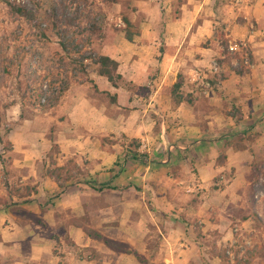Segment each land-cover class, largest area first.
<instances>
[{
    "label": "crops",
    "instance_id": "0c3cea01",
    "mask_svg": "<svg viewBox=\"0 0 264 264\" xmlns=\"http://www.w3.org/2000/svg\"><path fill=\"white\" fill-rule=\"evenodd\" d=\"M139 11V36L108 32L97 48L119 62L117 85L93 64L55 106L8 116L12 158L0 170L12 191H0L10 200L0 202V264H143L139 255L225 264L219 251L234 241L233 223L252 226L253 165L264 160V0H142ZM215 23L226 25L230 48L249 46L244 71L216 67ZM121 134L141 141L146 162L104 144ZM73 168L78 176L64 178Z\"/></svg>",
    "mask_w": 264,
    "mask_h": 264
},
{
    "label": "rangeland",
    "instance_id": "374dc122",
    "mask_svg": "<svg viewBox=\"0 0 264 264\" xmlns=\"http://www.w3.org/2000/svg\"><path fill=\"white\" fill-rule=\"evenodd\" d=\"M54 1L0 0V134L5 139V143L0 142V146L3 148L6 145L11 150L12 147L7 135L11 127V120L8 118L10 113L16 111L21 112L23 116H33L37 112L49 109L43 104H48L50 98L55 106L59 101L55 102V99L59 95L60 88L68 86L71 81L85 79L86 74L82 71V64L79 62L80 56L90 51L100 54L97 48L100 47L104 41L102 38H105L108 32H124L126 24L123 15H128L136 22L141 31L142 23L146 20L145 14L139 11L142 0H69L71 11L78 10L82 14L79 24L71 29V36L74 35L77 39V42L70 46L73 51L71 56L63 50L59 37L48 20ZM10 3L24 5L27 9L34 11L36 19L30 21L14 12ZM174 4L179 6L180 1H174ZM93 25H97L100 29L93 32ZM214 32L221 46V53L215 59L216 67L229 64L232 69L244 71L245 67L252 64L251 51L246 43L235 50L230 48L224 23H215ZM226 42L229 44L228 47L223 44ZM87 63L89 67L95 64L90 60ZM220 78L219 73L207 76L201 85L202 93L205 94L207 90H210ZM207 82H210L209 87L206 86ZM183 91L185 92L186 89L172 88V95L179 101L181 95L177 93ZM109 138L118 140L115 144H120L124 148L127 157H140L143 162L147 161L148 155L140 150L141 146L136 156L127 151L126 145L131 144L133 137H124L121 134L112 135ZM245 139L250 145H254L256 134L254 132L246 134ZM53 147L59 146L55 143ZM10 150L4 149V152L0 153L2 165L11 160ZM0 171V191L2 189L6 192L12 191L11 184L4 177L3 171ZM68 172L70 174L66 173L64 176L67 180L71 178L74 180L79 174V171L74 168ZM252 178L253 193L246 207L248 212L252 210L251 213H254L249 217L252 220V226H243L238 220L233 223L235 239L231 244L221 246L219 251L225 264H264V160L254 163ZM0 198L2 203L10 201L6 196L0 195ZM160 242L159 232L153 233V237L147 240L150 249L147 252L150 254L149 257L157 256ZM111 243L118 246L120 251H133L128 242ZM213 243H215L214 239L209 242L210 245ZM139 258L142 263L144 262L143 264L150 263H146L147 259L143 255H139Z\"/></svg>",
    "mask_w": 264,
    "mask_h": 264
},
{
    "label": "trees",
    "instance_id": "16d2710c",
    "mask_svg": "<svg viewBox=\"0 0 264 264\" xmlns=\"http://www.w3.org/2000/svg\"><path fill=\"white\" fill-rule=\"evenodd\" d=\"M11 4V3H10ZM71 3L69 0H55L54 4L49 12L48 20L50 22V26L55 32V34L59 37V42L63 48V50L71 56L73 54V51L70 49V46L72 44H75L77 42L76 37L74 35L71 36V29L74 26H77L79 24V20L82 16V14L77 10L72 12L71 11ZM11 8L14 12L18 13L21 16L26 17L28 20H35L36 19V13L34 11H31L27 9L24 5H16L11 4ZM123 20L126 24V27L124 28V32L126 35V38L130 41H133L135 37L139 36L141 34L140 27L134 22L128 15H123ZM94 29L92 31L99 30L100 28L97 27V25H93ZM225 47H228V42L223 43ZM90 60L91 62L95 63L98 66V72L101 75L106 76L114 85H117V83L120 80H123V76L121 73H119V62L116 59H113L112 57L108 55L99 54L96 51H90L88 54H82L80 56L79 62L82 64V71L86 74L88 70V63L87 61ZM241 72V71H239ZM68 88V86H64L59 89V95H57L55 102L59 100L62 93ZM181 88V82L178 80L174 85L173 89H179ZM103 93H109V92H103ZM113 99L116 100L117 96L113 95ZM52 99H49V103H44L45 108H51L54 106V102L52 103ZM124 137H128L127 135L123 134ZM0 142L5 143V139L0 134ZM104 144H115L118 143L117 139H111L109 137L103 138ZM141 146V141L138 138H132L131 144L126 145L127 151L130 152L133 156H136L138 154L137 150ZM56 148V147H55ZM5 150H10V147H4ZM130 154V155H131ZM56 171V170H55Z\"/></svg>",
    "mask_w": 264,
    "mask_h": 264
},
{
    "label": "built area",
    "instance_id": "2783aa9c",
    "mask_svg": "<svg viewBox=\"0 0 264 264\" xmlns=\"http://www.w3.org/2000/svg\"><path fill=\"white\" fill-rule=\"evenodd\" d=\"M241 45H244V43H241V44L239 45V46H240L239 48L242 47ZM246 61H247V60H246ZM206 86L209 87V86H210V82H207V83H206Z\"/></svg>",
    "mask_w": 264,
    "mask_h": 264
}]
</instances>
